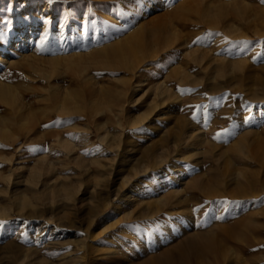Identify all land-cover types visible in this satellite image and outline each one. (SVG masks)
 <instances>
[{"label": "rangeland", "instance_id": "374dc122", "mask_svg": "<svg viewBox=\"0 0 264 264\" xmlns=\"http://www.w3.org/2000/svg\"><path fill=\"white\" fill-rule=\"evenodd\" d=\"M0 221V264H264V2L0 0Z\"/></svg>", "mask_w": 264, "mask_h": 264}, {"label": "bare ground", "instance_id": "6f19581e", "mask_svg": "<svg viewBox=\"0 0 264 264\" xmlns=\"http://www.w3.org/2000/svg\"><path fill=\"white\" fill-rule=\"evenodd\" d=\"M47 6H48V8H50L51 7V3H50V1H48L47 2ZM34 24H30L29 26H28V31H29V33H30V35H29V38H31L32 37V30L34 29ZM139 29L141 30V28L139 27ZM62 30V29H61ZM137 33H139V32H137ZM134 34L133 36H131V37H127L128 39H126V41L124 42V44L123 45H125L124 47H122V46H120L121 48H124V49H122L121 50V48H119V50L116 52V53H118L119 54V51L121 50V56L123 55L124 57L122 58V63H127L128 64V69H133L134 67H136V65L137 64H141V62H143L144 61V54L147 52V51H149L150 49H151V44H152V42H150L151 44H146V43H144L141 39H140V37H139V35L138 34ZM62 34V33H61ZM140 34V33H139ZM157 35V34H156ZM130 36V35H129ZM142 36H143V34H142ZM59 37V36H58ZM42 38V37H41ZM52 38V37H51ZM62 38V37H61ZM171 38L173 39L174 38V34L172 35V33H171V35H169V36H167V37H163L162 38V40H161V45L162 46H168L169 44V42L171 41ZM44 39V38H43ZM55 39V38H54ZM152 39V38H151ZM125 40V39H124ZM147 40H149V39H147ZM65 41H67L66 39H61L60 41H59V43L60 44H63V42H65ZM150 41V40H149ZM173 41V40H172ZM41 42V41H40ZM58 45V44H57ZM117 45V44H116ZM149 45V46H148ZM118 47H119V45H118ZM153 48V47H152ZM152 50V49H151ZM114 53V52H113ZM112 53V54H113ZM116 53H115V55H116ZM148 53V52H147ZM114 55V54H113ZM114 55V56H115ZM120 55L118 56V57H120ZM138 87V86H137ZM155 89H156V91H155V93H154V97H155V99H156V101H155V104L158 102V104L156 105L157 107L159 106L160 107V105H162L167 99H169V98H171V95H169L168 94V90H166V89H164V88H161V86L160 85H156V87H155ZM90 96V95H89ZM10 97H12V95L10 96ZM175 97V96H174ZM14 99V98H13ZM90 99V98H89ZM173 99V98H172ZM11 100H12V98H11ZM152 109H154V108H152ZM156 109V108H155ZM154 109V110H155ZM153 111V110H152ZM151 111H149L148 113H150ZM143 119V118H142ZM145 119V118H144ZM143 119V120H144ZM142 121V120H141ZM141 121H139V123L141 122ZM132 123H134L135 124V120H132L131 121ZM130 122V123H131ZM136 124H137V122H136ZM141 125V124H140ZM191 132V131H190ZM176 140H179V142L181 143V146H185V147H190V145H194V146H196L197 145V142H199V140H198V137H196L195 135H189L188 134V136H182V138H177ZM176 144V143H175ZM64 146L65 147H70L67 143H64ZM172 147V146H171ZM244 147V146H243ZM178 148V147H177ZM242 148V147H241ZM173 149V148H172ZM186 149V148H185ZM242 151V150H241ZM245 152V151H244ZM167 154V153H166ZM161 156V155H160ZM160 156H158V157H155L157 160H153L154 162H159V163H163L164 162V158L163 157H160ZM163 156V155H162ZM182 156V155H181ZM181 156H179V157H181ZM167 159V158H166ZM178 159H180V158H178ZM153 161H152V163H153ZM162 165V164H161ZM175 172V171H174ZM175 176H177V175H175ZM178 192V191H177ZM242 192V191H241ZM176 193V192H175ZM190 197H193V195L192 196H190V195H183V197H182V195L180 196V197H178V198H174V201H170V202H168L167 203V205L169 204L170 205V203H171V207L172 206H181V205H185V204H187L188 203V201H189V199H190ZM169 199H172V197H170ZM132 200V199H131ZM134 201V200H133ZM133 203V202H132ZM136 204V203H135ZM133 205H134V203H133ZM138 205V204H137ZM136 206V205H135ZM186 208V207H185ZM149 209V208H148ZM143 211V210H142ZM159 210L157 209V208H155V209H153V210H149V211H146V212H144V213H146L148 216H153V215H155L157 212H158ZM170 212V211H169ZM186 214V213H185ZM185 216V215H184ZM24 262V261H23Z\"/></svg>", "mask_w": 264, "mask_h": 264}, {"label": "snow or ice", "instance_id": "6c2138e0", "mask_svg": "<svg viewBox=\"0 0 264 264\" xmlns=\"http://www.w3.org/2000/svg\"><path fill=\"white\" fill-rule=\"evenodd\" d=\"M262 2H264V0H262ZM247 119V118H246ZM219 135H220V133H217L216 134V137L218 138L219 137ZM196 209H193V211H195ZM217 218H219V217H217ZM6 222L5 221H0V225H3V224H5Z\"/></svg>", "mask_w": 264, "mask_h": 264}]
</instances>
